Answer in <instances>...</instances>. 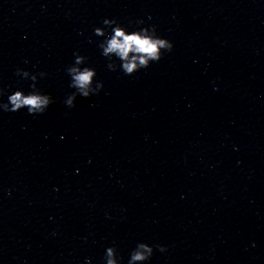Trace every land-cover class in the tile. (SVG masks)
I'll use <instances>...</instances> for the list:
<instances>
[{
  "label": "water",
  "instance_id": "1",
  "mask_svg": "<svg viewBox=\"0 0 264 264\" xmlns=\"http://www.w3.org/2000/svg\"><path fill=\"white\" fill-rule=\"evenodd\" d=\"M104 19L173 49L125 75ZM17 69L54 103L0 109V264H264V0H0V103Z\"/></svg>",
  "mask_w": 264,
  "mask_h": 264
},
{
  "label": "clouds",
  "instance_id": "2",
  "mask_svg": "<svg viewBox=\"0 0 264 264\" xmlns=\"http://www.w3.org/2000/svg\"><path fill=\"white\" fill-rule=\"evenodd\" d=\"M137 23H143V21H138ZM103 24L111 28L110 34L99 27L94 30L95 35L106 36V39L100 44L102 54L105 57L115 55L121 61V70L125 75H134L139 70L148 68L150 66L149 61L159 62L165 52H170L173 49V43L160 37L155 26L129 32L115 19H104ZM74 56V66L67 68V73L71 77L69 86L76 90L68 95L65 100V104L69 108L75 107L77 95L88 98L90 95L97 94L103 88L102 82L98 83L94 89L91 87L93 76L96 74L95 70L89 67L81 69L76 66L82 63L83 57L78 53H74ZM108 68L113 71L116 70L112 64H109ZM16 75L30 78L34 82L31 85L32 91L27 94L22 90L11 93L8 96L7 103H0V109L6 112H16L26 108L31 115L43 114L54 103V99L50 94L40 92L36 87L35 81L37 80V75L43 77L46 74L43 72L30 74L26 70L17 69ZM2 95L3 90L0 89V96ZM157 247L161 252L166 251L164 246L157 245ZM152 254V247L140 243L131 252L129 264L147 260ZM113 256L114 248L108 247L106 249V264H116Z\"/></svg>",
  "mask_w": 264,
  "mask_h": 264
}]
</instances>
